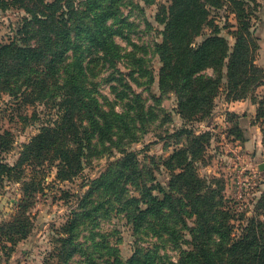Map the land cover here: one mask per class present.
<instances>
[{
	"label": "trees",
	"instance_id": "trees-1",
	"mask_svg": "<svg viewBox=\"0 0 264 264\" xmlns=\"http://www.w3.org/2000/svg\"><path fill=\"white\" fill-rule=\"evenodd\" d=\"M156 1L0 0L2 11L18 8L25 12L14 37L0 43V95L8 94L26 106L53 103L58 107L55 126L42 129L16 167L28 161L36 165L55 162L59 178L68 180L82 171L84 157L96 152L122 155L92 182L84 201L93 202L97 197L96 202L103 194L104 198L87 213L74 215L65 227L69 239H60L63 245L73 242L71 235L92 211L106 209L109 204L107 213L116 210L123 215L136 237L134 255L127 264H264V214L238 218L225 203L222 185L215 188L199 175L197 164L209 134L194 136L190 146L163 162L171 173L167 185L157 181L137 152L127 150L146 134L138 121L145 119L149 110L130 84L140 85L135 72L126 78L116 67L125 57L136 59L135 54H123L116 42L132 25L121 9L127 5L139 8L140 3L151 6ZM257 2L170 0L169 5L159 7L156 20L163 29L155 53L161 63L160 90L177 95V112L183 119L209 117L213 100L223 89L229 99L238 101L264 86V71L255 64L257 42L252 32ZM222 11L236 16L233 48L216 20ZM208 27L211 31L206 35ZM203 36L197 44V38ZM99 62L108 63L120 75L116 80L124 90H112L119 102H124L121 111L103 104L97 95L91 75ZM208 70L213 74L207 75ZM255 103L264 143V98ZM192 133L189 129L176 132L178 136ZM8 146V142L2 143L0 149ZM13 170L0 163V179L9 177ZM132 191L138 195H131ZM27 208L24 205L13 221L0 228L3 238L16 243L28 236ZM259 209L264 211V197ZM148 239L155 252L167 247L177 251V263L151 260L153 250L140 245Z\"/></svg>",
	"mask_w": 264,
	"mask_h": 264
},
{
	"label": "rangeland",
	"instance_id": "rangeland-1",
	"mask_svg": "<svg viewBox=\"0 0 264 264\" xmlns=\"http://www.w3.org/2000/svg\"><path fill=\"white\" fill-rule=\"evenodd\" d=\"M257 1L252 27L257 42L255 64L264 71V0ZM156 2L151 6L140 3L139 8L127 5L121 9L132 25L126 27V36H118L116 42L123 54H135L136 59L125 57L116 67L126 74V78L132 71L135 72L140 85L132 81L130 84L149 110L146 118L139 120L141 124L138 121V127L145 128L146 134L130 144L127 150L137 152L140 160L152 168L157 181L167 185L171 173L163 162L177 150L190 146L194 136L209 134L210 140L202 144L203 157L197 164L200 177L215 184V188L216 184L222 185L225 203L238 218L241 215L258 217V214H264L259 209L264 197V170L260 169V165L264 164V143L255 101L264 98V86L238 101L229 99L223 89L214 98L209 117H197L191 121L183 119L177 112V95L160 90L161 63L155 53V44L161 42L163 25L156 19L159 7L169 5L170 0ZM24 16L25 12L18 8L0 10V43H8L14 37L15 28ZM216 20L222 36L233 48L236 16L222 11ZM210 31L208 27L205 34ZM203 39L204 36L197 38L196 43ZM94 69L91 77L101 102L114 105L121 111L124 102H119L117 93L124 89L116 80L120 75L108 63L99 62ZM206 74L212 75L213 71L208 70ZM112 87L118 88L117 93ZM16 102L8 94L0 95V145L9 143V149H0V163L14 168L9 177L0 179V228L13 221L26 205L24 218L29 221V231L25 239L16 243L0 235V264H127V260L134 255L136 237L123 215L116 210L107 213L109 204L106 209L92 211L89 219L81 221L71 235L73 242L70 245H63L60 241L69 239L65 227L76 213H87L104 198L103 194L100 196L103 198L96 202L97 197L93 202L84 201L92 182L107 173L110 163L122 155L115 152L116 157H111L96 152L92 157H84L82 171L68 180L59 178L55 162L36 165L31 163L35 161H28L16 167L26 147L42 129L54 127L58 121V107L53 103L26 106ZM183 129L191 130L192 135L178 136L176 132ZM7 132L11 135H6ZM98 149L104 150L101 146ZM130 189L133 190L132 187ZM131 195L138 194L132 191ZM84 203H88L87 208H84ZM261 220H264V215ZM234 223L236 227L240 226L239 221ZM236 233L239 234L240 230ZM147 241L140 242V245L153 250L151 260L165 263H177L179 260V253L172 248L155 252L151 239ZM74 249L77 251L75 254Z\"/></svg>",
	"mask_w": 264,
	"mask_h": 264
},
{
	"label": "water",
	"instance_id": "water-1",
	"mask_svg": "<svg viewBox=\"0 0 264 264\" xmlns=\"http://www.w3.org/2000/svg\"><path fill=\"white\" fill-rule=\"evenodd\" d=\"M260 169L261 170H264V164L263 165H260Z\"/></svg>",
	"mask_w": 264,
	"mask_h": 264
}]
</instances>
